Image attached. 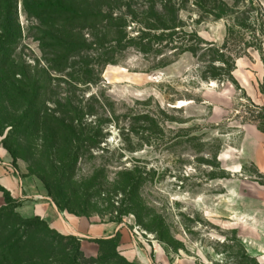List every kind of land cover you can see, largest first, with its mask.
I'll list each match as a JSON object with an SVG mask.
<instances>
[{
	"label": "rangeland",
	"instance_id": "obj_1",
	"mask_svg": "<svg viewBox=\"0 0 264 264\" xmlns=\"http://www.w3.org/2000/svg\"><path fill=\"white\" fill-rule=\"evenodd\" d=\"M46 1H11L19 37L5 47L0 62V149L7 153L0 161L11 165H0L14 176L17 190L30 196L16 197L8 207L16 206L23 216L33 213L35 201H45L59 211L66 206L70 212H60L83 224L123 225L139 250L132 260L136 264H184L180 258L196 264H259L264 256V173L249 158L246 138L254 126L264 132V89L259 100H251L236 81L223 75L217 80L202 77L212 69L228 72L229 55L235 52L244 58L264 57V14L258 2L225 0L226 16L215 19L199 12L197 0H175L183 7L186 31L220 47L229 27L223 52L229 63L199 50V58L187 52L159 67L180 43L174 38L151 50L140 44L150 0H99L97 7L125 20L124 46L110 41L119 34L104 31L105 21L94 27L84 24L79 33L86 41L58 54L68 60L57 73L45 63L55 57L52 41L41 38L32 12ZM75 25L83 27L82 22ZM131 39L135 41L129 46ZM12 69L36 72L39 79L45 69L50 77L45 105L55 109L53 101L65 105L68 98L79 103L81 121L101 141L100 149L78 152L79 163L48 170L51 194L38 176L46 167L40 152L42 125L17 133L9 124L20 109L6 100L1 79ZM5 138L18 146L21 157L15 161L3 147ZM3 199L0 192V208L6 205ZM80 249L86 257L98 256L92 240L81 241ZM117 252L93 264H122L120 257H126Z\"/></svg>",
	"mask_w": 264,
	"mask_h": 264
},
{
	"label": "trees",
	"instance_id": "obj_2",
	"mask_svg": "<svg viewBox=\"0 0 264 264\" xmlns=\"http://www.w3.org/2000/svg\"><path fill=\"white\" fill-rule=\"evenodd\" d=\"M11 1L0 0V18H5L0 22V62L3 59L1 56L5 47L12 45L19 37L13 27V21L16 22V5L13 6ZM97 1L99 0H48L32 8L34 17L39 21L38 27H41V30L37 27L40 35L43 36L41 38H49L52 41L51 47L54 50L52 53L55 57L46 59L47 68L61 73L62 66L67 62L68 57L58 56V54L62 52L67 54V50L75 49L79 43L83 44L86 41L79 33L86 25L94 27L105 21V25H102L104 31L107 29V32L112 30L119 34V37H113L110 41L124 46L121 41L125 35V20L114 18L110 13L97 7ZM233 1L235 3L238 0ZM157 2V0H150V19L149 23L139 30L140 44L142 42L143 47L149 45V50H151L153 45L158 47L163 42H174V38L180 43L179 46L174 47L175 51L169 57L161 59L159 67L170 65L180 55L187 52L199 58V50L209 53L212 60H221L224 64L229 63L223 55L230 36L229 27H227V37L223 45L219 47L214 42L204 40L195 31L184 29L186 25L180 18L183 7L177 5L175 0ZM194 4L199 12L213 16L215 19L225 17L227 8H229L225 0H197ZM78 22H82L83 27L75 25ZM262 35H264V30H262ZM143 40H145L144 43ZM134 41L135 39L128 40V45L134 44ZM183 41L189 44H184ZM255 49L260 51L261 47L256 45ZM229 56L233 57V61L228 72L219 73L217 69H212L208 77L205 74L202 77L217 80L223 75L228 81H234L232 76L234 62L240 56L238 52ZM106 62L113 64V61ZM47 74V71L43 69L39 79L36 72H29L26 69H23V72H14L12 69L1 81L4 80L6 100L11 106L16 104L18 110L20 109V114L9 123L11 130L24 133L30 128L33 130L39 124L42 125L40 131H44L41 137L43 150L40 152L46 167L38 176L48 194H51L53 192L52 179L48 170L55 169L56 165L65 169L79 163L81 159L78 157V152L93 148L100 149L101 141L88 131V124L81 121L79 113L83 114V107L79 103H73L68 98L65 105L53 101L59 109H50L45 105L50 101V99H45L50 81L49 74ZM262 89H264V84H262ZM89 114L93 115V113ZM14 146L16 145H12L10 139H4L3 147L15 161L21 155L18 146L17 148ZM0 192L6 203L5 207L0 208V264H72V261L73 264H93L99 260L106 261L118 256L117 249L120 242L118 232L112 237L93 239L92 241L98 245V256L86 257L80 249V238L60 233L38 215L29 217L19 215L15 210L16 206L8 207L15 201L9 191L0 185ZM59 209L70 212V209L64 205ZM120 261L122 264H136L124 257H120Z\"/></svg>",
	"mask_w": 264,
	"mask_h": 264
},
{
	"label": "crops",
	"instance_id": "obj_3",
	"mask_svg": "<svg viewBox=\"0 0 264 264\" xmlns=\"http://www.w3.org/2000/svg\"><path fill=\"white\" fill-rule=\"evenodd\" d=\"M264 12V0H256ZM257 54V53H256ZM232 76L234 81L239 84V86L245 91L248 98L260 99L262 96L260 93V88L264 84V60H262L261 55L250 54L245 58L238 57L235 59L234 68L232 71ZM249 134L246 139L249 146V158L257 168L258 172L264 173V132H261L257 127ZM7 158V153L0 149V158ZM0 164L4 166H10L8 162H1ZM0 165V185L3 186L13 198L24 196L25 198L30 195H23L21 191L16 188V181L14 176L7 173V168ZM40 197H44L42 193H38ZM45 198V197H44ZM47 199V198H46ZM4 200V199H3ZM3 203V202H2ZM35 210L33 213L26 214L23 216L29 217L33 215H38L44 219L52 228L56 229L62 234L78 236L83 242L84 239H97V238H108L113 236L114 233L120 234V242L118 249L120 252L130 261H132L135 256H139L138 248H133L130 244L131 238L129 235L130 231L123 225H113V224H83L81 220L77 217L69 215L67 213H61L57 207L52 203L45 201H35ZM133 237V236H132ZM129 243V244H128ZM183 261L184 264L187 262L190 264H196L194 261L188 258H180L178 262ZM259 264H264V256H262Z\"/></svg>",
	"mask_w": 264,
	"mask_h": 264
},
{
	"label": "bare ground",
	"instance_id": "obj_4",
	"mask_svg": "<svg viewBox=\"0 0 264 264\" xmlns=\"http://www.w3.org/2000/svg\"><path fill=\"white\" fill-rule=\"evenodd\" d=\"M185 103H182V105H184Z\"/></svg>",
	"mask_w": 264,
	"mask_h": 264
}]
</instances>
